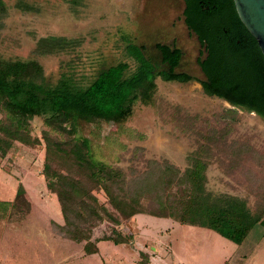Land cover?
<instances>
[{
  "label": "trees",
  "instance_id": "obj_1",
  "mask_svg": "<svg viewBox=\"0 0 264 264\" xmlns=\"http://www.w3.org/2000/svg\"><path fill=\"white\" fill-rule=\"evenodd\" d=\"M74 11L82 0H61ZM182 11L186 29L200 45L195 61L202 78L180 69L181 50L173 44L155 42L153 51L124 38L127 60H96L82 72L77 55L79 37L46 35L36 39L38 55L71 54L59 63L56 76L48 79L35 58L0 56V158L13 143L33 146L30 120L39 116L43 144L41 175L47 191L55 195L62 224L54 231L66 239L83 242L85 254L97 251L98 241L129 243L130 234L116 226L137 213L169 218L180 224L204 227L239 244L257 223L264 226V194L250 210L246 200L206 189L205 170L214 156L224 155L228 167L240 166L245 142L228 140L235 109L254 112L264 120V60L253 37L238 20L231 0H209L201 10L197 0H185ZM194 3V4H192ZM8 5L0 0V28ZM12 7L38 11L29 0H15ZM229 55L232 63L220 64L217 56ZM155 77L164 81L196 80L204 94L227 101L218 126L195 131L196 149L187 155L180 170L167 160L149 159L145 168L127 175L114 164L126 149L127 140L144 135L124 125L136 103L154 104ZM100 122L113 124L114 133H101ZM137 148L133 149L136 154ZM135 156V155H134ZM102 192L100 201L96 193ZM27 207L24 189L18 184L11 200H0V218ZM106 222L109 234L91 238L92 229ZM147 262L145 253L139 252Z\"/></svg>",
  "mask_w": 264,
  "mask_h": 264
},
{
  "label": "rangeland",
  "instance_id": "obj_2",
  "mask_svg": "<svg viewBox=\"0 0 264 264\" xmlns=\"http://www.w3.org/2000/svg\"><path fill=\"white\" fill-rule=\"evenodd\" d=\"M9 6L0 28V56L35 58L48 79L56 76L59 63L69 54L34 53L40 36L79 37L77 55L82 72L90 71L96 60L115 62L124 55V38L153 51L155 42L173 44L182 56L180 69L200 79L196 64L200 45L182 22L181 0H82L74 11L61 0H29L39 10L23 12ZM229 55L217 56L220 64L232 63ZM154 104L136 103L124 125L142 133L141 140L120 136L126 149L114 163L129 175L140 172L146 161L167 160L182 170L187 155L196 149L205 125L218 126L219 114L232 107L227 101L203 93L196 80L164 81L155 77ZM41 118L30 120L33 146L14 142L0 158V200H11L21 184L27 207L0 218V264H264V226L257 223L235 244L204 227L180 224L169 218L137 213L121 220L116 229L131 235L130 243H96L97 251L83 252V242L57 234L52 222L62 224L55 195L46 190L41 175L43 144L39 139ZM101 133H114L113 124L100 122ZM228 140L245 142L240 166L230 169L222 154L210 159L205 170L206 189L214 194L242 197L250 210L264 194V120L254 112L235 109V121ZM137 148L136 154L133 149ZM135 155V156H134ZM100 201L102 192L96 193ZM134 217V218H133ZM107 223L92 229L91 238L109 234ZM145 253L147 262L139 252Z\"/></svg>",
  "mask_w": 264,
  "mask_h": 264
},
{
  "label": "water",
  "instance_id": "obj_3",
  "mask_svg": "<svg viewBox=\"0 0 264 264\" xmlns=\"http://www.w3.org/2000/svg\"><path fill=\"white\" fill-rule=\"evenodd\" d=\"M240 23L255 40L264 60V0H231Z\"/></svg>",
  "mask_w": 264,
  "mask_h": 264
},
{
  "label": "flooded vegetation",
  "instance_id": "obj_4",
  "mask_svg": "<svg viewBox=\"0 0 264 264\" xmlns=\"http://www.w3.org/2000/svg\"><path fill=\"white\" fill-rule=\"evenodd\" d=\"M209 0H197V3H196V5H197V7L199 8V9H201V10H207V9H209V7H210V4H209ZM181 3H182V8H181V17H182V11L185 9V7H186V1L185 0H181ZM192 4H194V3H192ZM182 22H183V17H182ZM183 24H184V22H183Z\"/></svg>",
  "mask_w": 264,
  "mask_h": 264
},
{
  "label": "crops",
  "instance_id": "obj_5",
  "mask_svg": "<svg viewBox=\"0 0 264 264\" xmlns=\"http://www.w3.org/2000/svg\"><path fill=\"white\" fill-rule=\"evenodd\" d=\"M134 218V217H133ZM99 242V241H98ZM130 243V242H129ZM119 244H121V243H119ZM123 244V243H122ZM143 252V251H142Z\"/></svg>",
  "mask_w": 264,
  "mask_h": 264
}]
</instances>
